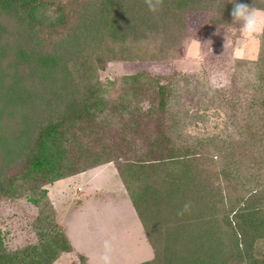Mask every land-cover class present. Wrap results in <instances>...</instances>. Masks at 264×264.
Here are the masks:
<instances>
[{
  "label": "trees",
  "instance_id": "16d2710c",
  "mask_svg": "<svg viewBox=\"0 0 264 264\" xmlns=\"http://www.w3.org/2000/svg\"><path fill=\"white\" fill-rule=\"evenodd\" d=\"M71 1L55 2L52 19L44 15L52 0H0V176L22 160L27 175L49 177V185L79 173L66 165L70 159L62 154L63 132L75 121L90 122L105 113L97 80L81 71L97 54L95 63L104 62L114 51L112 44L132 47L130 57H138L148 41L154 57H165L184 40L189 12L207 13L214 28L235 25L228 0H162L155 12L146 0ZM238 2L264 9V0ZM45 20L50 28L65 26L68 31L46 43L53 35H38ZM260 35L258 59L235 61L229 85L211 91L231 109L232 118L240 117L239 144L219 136L183 143L178 129L182 120L191 113V121L204 123L209 113L187 109L166 126L163 114L174 97L169 83L151 80L155 104L141 113L158 118V127L142 135L138 147L129 141L127 149H143L142 157L116 166L153 254L140 264H264V32ZM141 126L146 125L140 119L132 122L130 131L138 134ZM30 143L33 151L25 157ZM92 161L91 169L103 164L99 158ZM61 231L65 240L63 248L56 241L57 253L71 252ZM43 245L41 251L30 250V256H14L16 264H52V243ZM3 254L0 248V264H8Z\"/></svg>",
  "mask_w": 264,
  "mask_h": 264
},
{
  "label": "rangeland",
  "instance_id": "374dc122",
  "mask_svg": "<svg viewBox=\"0 0 264 264\" xmlns=\"http://www.w3.org/2000/svg\"><path fill=\"white\" fill-rule=\"evenodd\" d=\"M52 1L54 3L47 6L48 10L44 15L54 19L51 9L60 0ZM71 4H74V0ZM40 29L43 34L38 35L42 38L47 39L53 35L50 39H45L46 43L57 40L68 31L65 26L50 28L47 20ZM227 33L230 44L226 50L224 45ZM261 33L246 37L241 33L238 24L227 28H214L208 23L207 13L189 12L186 14L184 40L165 57H154L151 53L152 47L147 46L148 41L144 44V52L140 51L138 57H130L132 47L123 49V45L120 48L118 43L111 46L105 43L106 47L110 46L114 51L109 52L102 63H95L98 61L96 58L101 56L95 55L92 62L87 61L83 65L81 71L83 77L97 80L106 103L105 113L92 116L94 119L90 122L75 121L74 125L63 132L62 154L70 159L64 164L74 165V170L81 175L54 184L50 187V196L58 213L63 212V215L71 216L73 220L80 215L91 214L92 209L88 206L92 204L94 209L97 208L93 211L106 217L109 231L115 233L110 232L104 239L106 241L97 248L84 249L88 253L87 262L80 254L63 252L64 249L57 253L60 247L63 248V227L58 222L59 216L57 217L54 208L52 209L42 195L43 188L47 189L49 186V177L46 179L41 174L32 173L27 175V163L22 160L9 166L0 176V248L3 255L8 256L5 258L8 260L6 263L16 264L18 259L13 257L23 252L30 256V250L31 253L41 251L44 248L43 242H51L54 254L56 252L52 264H140L151 259L152 250L141 233L140 223L122 189L116 168L133 158L142 157L143 149H127L129 141L134 140L132 147H138L141 136L151 134L158 127V118H151L153 115L146 118L141 113L155 104V84L151 80L159 78L162 84L169 83V92L172 91L170 97H174L169 102L171 107L163 114V123L166 126L177 114L184 116L187 109L190 112L207 110L209 113L210 116L204 123L191 121V113L182 120V127L178 129L183 143L190 145L195 138L219 136L227 141L231 138L230 142L239 144L242 139L237 127L243 125L240 117L232 118L231 109L216 100V93L211 94V91L229 85L231 68L235 61L251 62L258 59ZM209 40L212 42V51L206 45ZM134 76H138L136 80L131 79ZM126 77L130 79L125 80ZM233 77L237 80L236 75ZM239 85V82L235 83V88H239ZM135 108L140 109L135 111ZM139 119L146 126L137 129L138 134L131 132L130 124L139 122ZM174 143L179 144L178 140ZM32 151L33 146L30 143L25 157ZM241 151L245 154L246 150ZM96 158L103 164L91 169L92 160ZM100 166V169L94 170ZM78 188L80 191H77ZM101 188L103 190H99ZM96 194L99 195L96 197ZM78 199L85 203L86 200L92 201L80 207L77 206ZM62 200L68 201L67 206L62 204ZM50 202L53 206L51 199ZM106 205H111L110 211L102 208ZM91 216L96 218L93 213ZM83 219L80 218L73 224H78ZM67 240L71 246L68 237ZM56 241L60 243L58 248L55 247Z\"/></svg>",
  "mask_w": 264,
  "mask_h": 264
},
{
  "label": "crops",
  "instance_id": "0c3cea01",
  "mask_svg": "<svg viewBox=\"0 0 264 264\" xmlns=\"http://www.w3.org/2000/svg\"><path fill=\"white\" fill-rule=\"evenodd\" d=\"M100 168H101V166L99 168H97V169H94V170H98ZM79 175H81V174L69 177V178H67L68 180L67 179H63V180H59L57 182H54L53 184H50L47 187V195H48L49 199L52 200L53 208H54V210L56 212V215H57V217L59 216L58 217V222L63 227V229H64V231H65V233H66V235H67V237H68V239H69V241L71 243V246H72V249H73L71 251V253L80 254L79 256H83L84 258H86V262H87L88 261L87 259H89V258H88V253L85 250L87 248H89V247H96L97 248L101 243L106 241L104 239L110 232H112V233H115V232L109 231V224H108L109 222H108L107 218L106 217L104 218L103 215L100 214L99 212L93 211V210H95L97 208L94 209L91 206L92 204H90V206H88V205L87 206L90 209H92L91 211L93 213V216L96 217L95 218L96 220L94 218H92V216H91L92 213H91L89 215H80V217L78 219H80V218H84V219L81 220L80 223H78V224H73L78 219L73 220V219H71V216L70 217L69 216L66 217L65 215H63V212L59 214L58 210L56 209V205H55L53 199L50 196V187H53L54 184H57V183L62 182L64 180L69 181V179H73L75 177H78ZM117 177L119 179V182L121 183V186H122V189H123L124 193L128 197V195H127V193H126V191H125V189H124V187L122 185V182H121L118 174H117ZM78 190L80 191V188H78L77 191ZM99 190H103V189L101 188ZM98 195L99 194H96L95 196L97 197ZM128 200H129V203L131 205L129 197H128ZM76 201H77V206L81 207L83 205L85 206L86 203H91L92 200H86V203L81 201L80 199H78ZM66 203L68 204L67 200H62V204L64 206H67ZM92 203H94V202H92ZM110 207H111V205L102 206V208H104L106 210L109 209V211H110ZM120 207H122L121 204H120ZM131 207H132V205H131ZM132 209H133V207H132ZM78 211H81L80 208H78ZM121 211H123V209H121ZM133 211H134V209H133ZM106 212H108V211H106ZM134 213H135V211H134ZM135 215H136V213H135ZM136 217H137V215H136ZM103 219L105 221H103ZM137 219H138V217H137ZM140 226H141V224H140ZM100 233H101V235L99 236ZM141 233L143 234L142 227H141ZM143 236H144V234H143ZM75 244H77V246ZM83 245H85V246H83ZM81 248H83V249H81Z\"/></svg>",
  "mask_w": 264,
  "mask_h": 264
},
{
  "label": "clouds",
  "instance_id": "9594fccd",
  "mask_svg": "<svg viewBox=\"0 0 264 264\" xmlns=\"http://www.w3.org/2000/svg\"><path fill=\"white\" fill-rule=\"evenodd\" d=\"M146 2L149 5V10L155 12L158 10V4L162 0H157V4H153L151 0H146ZM228 2L233 4L231 16L233 17L234 24L239 25V29L244 36L251 37L264 32V9L256 7L255 3L250 6L246 3L238 2V0H228ZM225 41L224 47L227 50L230 44L228 33ZM211 43V40H209L206 45L212 51ZM188 209L189 205L185 204L183 211H187ZM180 214L183 213L181 212Z\"/></svg>",
  "mask_w": 264,
  "mask_h": 264
}]
</instances>
